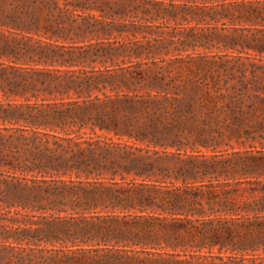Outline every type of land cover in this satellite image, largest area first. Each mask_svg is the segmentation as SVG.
Listing matches in <instances>:
<instances>
[{
	"label": "trees",
	"instance_id": "trees-1",
	"mask_svg": "<svg viewBox=\"0 0 264 264\" xmlns=\"http://www.w3.org/2000/svg\"><path fill=\"white\" fill-rule=\"evenodd\" d=\"M31 3L30 21L21 17L16 26L55 41L34 37L40 46L31 66L6 62L0 51V201L32 219L20 238L0 231L7 240L28 238L0 243V264H149V256L166 248L175 264H200L193 259L205 258L206 247H218L210 257L226 261H243L238 252L257 250L256 243H264V143L218 150L221 143L208 144L204 128L186 131L147 113V103L128 94L111 99L99 76L105 72L88 68L96 60L94 44L58 42L97 30L93 11L159 17L190 6L172 0ZM245 134L250 130L240 138ZM190 137L213 153L189 152ZM165 156L180 160L175 173L159 165Z\"/></svg>",
	"mask_w": 264,
	"mask_h": 264
},
{
	"label": "rangeland",
	"instance_id": "rangeland-1",
	"mask_svg": "<svg viewBox=\"0 0 264 264\" xmlns=\"http://www.w3.org/2000/svg\"><path fill=\"white\" fill-rule=\"evenodd\" d=\"M172 1L187 3L190 7H177L159 17L142 12L102 14L93 11L98 20L90 21L97 30L76 40L58 42L94 44L90 55L96 60L89 63L88 68L105 72L106 75L99 76L106 79L104 91L111 99L118 94H128L144 100L147 113L164 115L169 121L189 127L186 131L191 127L194 132L204 128L208 144L221 143L218 150L230 147L240 150L250 145L260 148V143H264V129L260 127V123H264V99L261 98L264 90L257 87L264 86V0ZM31 2L0 0V51L6 62L21 59L17 63L31 66L29 58L40 46L34 37L55 41L47 38L43 31L29 33L16 26L21 17L30 21ZM83 37L85 41L81 40ZM96 94L103 96V92L97 90ZM89 114L95 115L96 110ZM246 130L251 134L240 138L239 133ZM98 132L108 134L99 129ZM189 141L186 146L189 152L192 147H199L204 153H213L199 142L193 144L194 137ZM179 162L165 156L159 165L175 173ZM0 179L5 177L0 175ZM8 205L0 201V225H4L0 226V231L20 238L23 227H29L32 219L20 214L24 211L17 206ZM0 243H28V238L16 241L0 237ZM256 244L257 250L237 253L245 256L243 261L210 257L220 253L218 247L202 249L201 253L207 256L193 261L264 264V243ZM157 251L158 254L148 257L149 264H175L166 253L173 252L171 248Z\"/></svg>",
	"mask_w": 264,
	"mask_h": 264
}]
</instances>
